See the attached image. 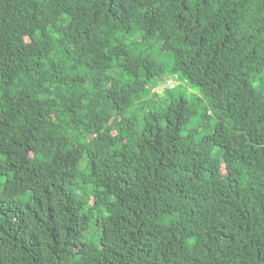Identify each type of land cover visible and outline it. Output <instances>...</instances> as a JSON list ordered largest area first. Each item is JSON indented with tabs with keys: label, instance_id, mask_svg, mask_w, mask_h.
Masks as SVG:
<instances>
[{
	"label": "trees",
	"instance_id": "trees-1",
	"mask_svg": "<svg viewBox=\"0 0 264 264\" xmlns=\"http://www.w3.org/2000/svg\"><path fill=\"white\" fill-rule=\"evenodd\" d=\"M0 264H264V0H0Z\"/></svg>",
	"mask_w": 264,
	"mask_h": 264
},
{
	"label": "bare ground",
	"instance_id": "bare-ground-1",
	"mask_svg": "<svg viewBox=\"0 0 264 264\" xmlns=\"http://www.w3.org/2000/svg\"><path fill=\"white\" fill-rule=\"evenodd\" d=\"M163 83H161V86L162 89L159 90V86L156 87L155 89L157 90L158 93H160L161 95L164 93L163 90H164V87H169V88H173L175 86H177L178 84H182L183 81L179 78L178 75H166V76H163L162 77V81ZM173 85V86H171Z\"/></svg>",
	"mask_w": 264,
	"mask_h": 264
},
{
	"label": "rangeland",
	"instance_id": "rangeland-1",
	"mask_svg": "<svg viewBox=\"0 0 264 264\" xmlns=\"http://www.w3.org/2000/svg\"><path fill=\"white\" fill-rule=\"evenodd\" d=\"M161 83H163V82H161ZM171 86H173V85H171ZM159 88H160L159 90L162 89V87H159ZM182 92H183V91H182V90H179V89H178V90H175V91H174V95L177 96V97H179V96L182 95ZM201 109H202V107L200 108V110H201Z\"/></svg>",
	"mask_w": 264,
	"mask_h": 264
}]
</instances>
